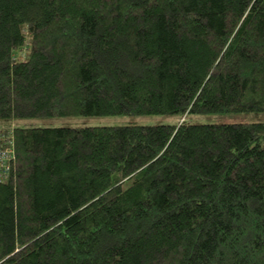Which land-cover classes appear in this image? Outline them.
Instances as JSON below:
<instances>
[{
    "label": "trees",
    "instance_id": "obj_1",
    "mask_svg": "<svg viewBox=\"0 0 264 264\" xmlns=\"http://www.w3.org/2000/svg\"><path fill=\"white\" fill-rule=\"evenodd\" d=\"M252 111L264 0H0V264H264V121L20 124Z\"/></svg>",
    "mask_w": 264,
    "mask_h": 264
},
{
    "label": "rangeland",
    "instance_id": "obj_2",
    "mask_svg": "<svg viewBox=\"0 0 264 264\" xmlns=\"http://www.w3.org/2000/svg\"><path fill=\"white\" fill-rule=\"evenodd\" d=\"M185 119L192 123H229V122H255L264 121V111L243 113H204V114H119L109 116H67L49 118H30L22 120L25 126H111V125H144V124H176ZM11 124L9 127H12ZM0 121V131L9 128Z\"/></svg>",
    "mask_w": 264,
    "mask_h": 264
},
{
    "label": "built area",
    "instance_id": "obj_3",
    "mask_svg": "<svg viewBox=\"0 0 264 264\" xmlns=\"http://www.w3.org/2000/svg\"><path fill=\"white\" fill-rule=\"evenodd\" d=\"M0 176L2 178L9 175V166L6 164L13 158L14 154V141L11 135H0Z\"/></svg>",
    "mask_w": 264,
    "mask_h": 264
}]
</instances>
